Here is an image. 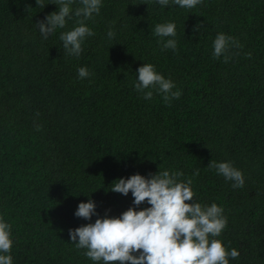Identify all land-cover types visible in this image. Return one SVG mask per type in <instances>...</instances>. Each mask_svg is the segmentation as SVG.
Returning <instances> with one entry per match:
<instances>
[{"label":"trees","instance_id":"obj_1","mask_svg":"<svg viewBox=\"0 0 264 264\" xmlns=\"http://www.w3.org/2000/svg\"><path fill=\"white\" fill-rule=\"evenodd\" d=\"M54 2L0 0V218L11 225L13 264H103L76 247L69 229L136 207L112 183L159 170L183 172L193 202L223 208L227 226L216 239L239 252L229 264H264V0H202L192 9L101 0L84 21L95 35L79 57L60 36L83 19L80 0L64 28L47 39L39 31L36 22L58 11ZM169 22L175 51L153 35ZM220 33L242 45L227 63L213 57ZM143 64L171 79L180 98L144 99L135 89ZM81 67L91 75L80 79ZM211 161L242 171L244 186L233 188ZM89 199L98 216L76 217Z\"/></svg>","mask_w":264,"mask_h":264},{"label":"clouds","instance_id":"obj_2","mask_svg":"<svg viewBox=\"0 0 264 264\" xmlns=\"http://www.w3.org/2000/svg\"><path fill=\"white\" fill-rule=\"evenodd\" d=\"M74 0H55L58 11L47 15L44 20L37 21L41 35L47 39L57 28H64L66 17L70 14V5ZM161 6H168L170 0H157ZM181 8L192 9L202 0H171ZM37 6L45 7L41 0ZM81 7L75 10L78 26L62 33L60 40L68 55L79 57L82 43L86 36L95 35L85 24L93 14H99L101 0H80ZM199 24L197 25V30ZM111 39L114 33H107ZM153 35L161 38L162 50H176L177 41L169 37L176 36L174 23L157 24ZM164 38H169L166 41ZM242 45L233 37L220 33L213 41V57L224 58L227 63L231 58V48ZM239 54V53H236ZM250 56V54H249ZM91 75L87 68L78 69L80 79ZM135 89L142 93L144 99H151L153 93L162 95L165 103L179 99L181 91L171 79H166L155 70L152 64H143L137 70ZM40 130V127H37ZM209 169H215L218 175L233 181V188H242L245 180L242 171L230 162L217 163L211 161ZM197 170L194 175H198ZM183 172L158 171L145 177L140 174L128 178H120L112 183L111 190L127 196L131 192L136 207H130L119 217L97 218L88 223L69 229L71 241L78 249H86L85 256L94 262L103 264H229V258L236 259L239 252L233 248L226 250L221 240L216 239L227 226V218L223 208L216 203L211 206L193 202L195 193L191 185L192 179L181 180ZM144 202L150 207L137 211ZM191 202V203H189ZM78 218L91 220L97 215L96 204L92 199L79 203L74 214ZM11 225L0 218V264H13L10 255L13 240ZM211 237V239H210Z\"/></svg>","mask_w":264,"mask_h":264}]
</instances>
